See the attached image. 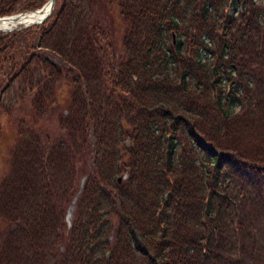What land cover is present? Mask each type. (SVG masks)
Masks as SVG:
<instances>
[{
  "label": "trees",
  "instance_id": "1",
  "mask_svg": "<svg viewBox=\"0 0 264 264\" xmlns=\"http://www.w3.org/2000/svg\"><path fill=\"white\" fill-rule=\"evenodd\" d=\"M54 4L0 32V264H264V0Z\"/></svg>",
  "mask_w": 264,
  "mask_h": 264
},
{
  "label": "rangeland",
  "instance_id": "2",
  "mask_svg": "<svg viewBox=\"0 0 264 264\" xmlns=\"http://www.w3.org/2000/svg\"><path fill=\"white\" fill-rule=\"evenodd\" d=\"M210 64V63H209ZM62 104V103H61ZM236 111H239V108H237L236 109ZM45 124H47V128H48V130H50V132L52 133V134H56V132H57V129H58V126H57V124H56V120H54V119H50V120H48V121H46L45 122ZM7 126V125H6ZM9 127H7V129H8ZM9 143H11V141L9 140V138L7 137L6 139L4 138V140H3V142H2V145H1V149H0V175H2V173H3V169H4V167H5V165H6V163L8 164V152H9ZM8 166V165H7ZM6 168V167H5ZM127 177H128V175L126 174V173H124L123 174V177H120V178H122V180L124 179H127ZM119 179V178H118ZM84 183H85V177L84 176H80L79 177V179L77 180V182H76V194L74 195V197H72L71 198V200H70V202L67 204V206L65 207V218H64V221L66 222V225H67V227L68 228H70L71 227V224H72V220H73V216H74V213H75V211H76V207H77V202H78V198L80 197V193H81V191H82V187H83V185H84ZM70 208H73L72 209V214H71V216H70V218L68 217V213L70 212ZM250 211H251V209H250ZM251 213H253L252 211H251ZM260 217H259V219H258V223L256 224L255 223V229L256 228H259V229H264V223H262V222H264V216H263V213L262 212H260ZM258 225V226H257ZM260 231L261 230H256L255 232H254V234H255V236H257L258 237V239H260L262 242H263V244H264V234H262V239L260 238V236H261V233H260Z\"/></svg>",
  "mask_w": 264,
  "mask_h": 264
},
{
  "label": "water",
  "instance_id": "3",
  "mask_svg": "<svg viewBox=\"0 0 264 264\" xmlns=\"http://www.w3.org/2000/svg\"><path fill=\"white\" fill-rule=\"evenodd\" d=\"M54 1L49 0L42 8L28 13H19L13 16L0 17V23L3 21H11V25L7 26L6 29H0V32H9L18 29H27L29 26H40L49 17L54 8ZM173 42L175 43V35L173 34ZM121 182V178L118 179Z\"/></svg>",
  "mask_w": 264,
  "mask_h": 264
},
{
  "label": "bare ground",
  "instance_id": "4",
  "mask_svg": "<svg viewBox=\"0 0 264 264\" xmlns=\"http://www.w3.org/2000/svg\"><path fill=\"white\" fill-rule=\"evenodd\" d=\"M11 25V21L7 20V21H3L2 23H0V29H6L7 26H10ZM72 209L73 208H70V212L68 213V217L70 218L71 216V212H72Z\"/></svg>",
  "mask_w": 264,
  "mask_h": 264
}]
</instances>
